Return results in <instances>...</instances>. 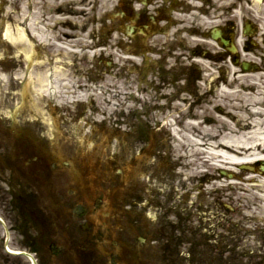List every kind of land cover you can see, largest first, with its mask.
Segmentation results:
<instances>
[{
	"label": "flooded vegetation",
	"instance_id": "af4514ba",
	"mask_svg": "<svg viewBox=\"0 0 264 264\" xmlns=\"http://www.w3.org/2000/svg\"><path fill=\"white\" fill-rule=\"evenodd\" d=\"M107 1L105 5L103 0L101 3L97 0L88 10L87 0H0V32L6 28L10 17L13 18L12 24L19 22L23 25L18 19L24 12L42 17L41 27L48 25L52 31L55 22L51 23L49 19L55 14L68 19L59 26L62 30L72 29V17L81 18V26L73 28L81 29L85 35L88 31L93 33L91 37L97 39V43H92L90 49H98L99 53L90 62L99 64L104 57L100 54L103 50L100 48L103 46L100 33L104 31V23L112 29L109 34L127 27L129 43L108 44V50L118 54L117 48L129 49L127 53L137 62L132 65L134 73H142L145 78L152 79L151 86L160 92L167 72L177 74L178 65L184 58L182 50L192 45L190 39L194 30L185 26L181 17L194 13L197 0H187L185 4L182 0ZM200 1L205 12L209 0ZM184 36L188 37L186 42ZM6 46L7 43L3 42V47ZM91 52L94 53L93 50ZM147 62L153 65L145 68ZM16 67L13 63L9 66L4 64L1 71L6 76ZM13 100L12 93H0V217L14 231L20 230V224L26 219L33 221L27 223L33 232L32 238L26 237L21 242L33 253L38 264H87L89 259L105 255L93 251L96 245L105 242L99 236L90 245L91 250L88 248L84 234L87 224L85 203L76 193H94V207L108 210L101 215L107 234H114V239L109 238L108 241L113 253L106 260L107 264H159V261L178 264L179 257L197 255L200 247L198 237L210 239L205 226L144 222L132 212L133 186L131 180H120L124 171L118 172L121 160L116 154L104 155L103 158L96 155L91 170L79 165L81 187H73L71 165L67 160L57 163L59 159L55 150L40 137L39 119L22 112L13 124L6 117V109L13 107L8 104ZM50 104L55 106V102ZM47 109L49 112V106ZM57 192L58 195L64 194L59 200L55 199ZM71 196L76 198V203H72ZM57 204L59 210L56 209ZM73 206H79L75 217H71L68 211ZM56 214L62 225L53 222ZM0 263L7 264L1 254Z\"/></svg>",
	"mask_w": 264,
	"mask_h": 264
},
{
	"label": "bare ground",
	"instance_id": "6f19581e",
	"mask_svg": "<svg viewBox=\"0 0 264 264\" xmlns=\"http://www.w3.org/2000/svg\"><path fill=\"white\" fill-rule=\"evenodd\" d=\"M224 5L228 7L230 14L236 22H245L251 20L257 26L259 38L264 40V0H222ZM232 12H231V10ZM249 29L253 30L252 24L248 23ZM37 23L31 19L28 31L24 29L17 30L16 36L22 39L23 49L27 45L34 47L28 38H34L37 41L50 39L49 32L37 28ZM254 31V30H253ZM28 33V34H27ZM10 32L7 31L6 38L9 39ZM245 36L238 34V46L246 45ZM257 48L255 53L243 54V58L247 62L255 65L258 71L244 73L240 71L233 62L224 63V67L228 68V79L222 80L215 73L217 64L212 67V72L203 78L204 85L215 88V91L204 93L201 91L200 98L196 103L201 102V98L212 95L211 100L203 104L208 112H199L204 110L203 107L192 108L187 107L192 100L182 96L178 102H173L169 106V112L173 115H182L181 120L190 119L185 123V133L181 134L177 130H173L174 136L179 139L175 140V152L180 154L184 150V157L178 158V163L202 152L201 157L197 160L200 166H207L203 177L195 176L197 179H206L212 177L209 171L217 173L222 169L234 170L241 165H251L258 161L264 160V59L261 58L257 63L259 53L264 54L262 47L254 44ZM71 50V47H68ZM35 49V47L33 48ZM31 54V53H30ZM71 56L67 53L65 57ZM29 56L27 55V58ZM68 59V58H67ZM208 67V66H207ZM45 72L35 76V82L43 86ZM54 78L59 75L52 72ZM48 77V76H47ZM31 82L33 79L30 77ZM203 89V88H201ZM41 91V90H39ZM169 95V97H168ZM165 101L171 100L173 93H165ZM195 103V104H196ZM204 103V102H203ZM160 105V104H159ZM155 105V107L159 106ZM164 114H167L164 113ZM211 120V127L206 126V120ZM181 132V131H180ZM201 136V137H200ZM192 150L189 151V149ZM205 151V153H203ZM190 162H186L184 167L189 168ZM189 170L187 174H180L183 177L181 181H187L190 176ZM199 175V174H198ZM193 178V177H192ZM182 183V182H181ZM215 185V184H214ZM224 187V186H223Z\"/></svg>",
	"mask_w": 264,
	"mask_h": 264
},
{
	"label": "rangeland",
	"instance_id": "374dc122",
	"mask_svg": "<svg viewBox=\"0 0 264 264\" xmlns=\"http://www.w3.org/2000/svg\"><path fill=\"white\" fill-rule=\"evenodd\" d=\"M255 39L257 40V38H255ZM258 40H260V39H258ZM260 42L262 43V41H260ZM247 51L248 52L251 51V53L252 52L255 53V51H253L252 49H249V48L247 49ZM259 55L262 56L261 53H259ZM257 59L259 60L260 58L257 57ZM224 77H225V73H224ZM197 94H199V93H197ZM184 95L187 96L188 99L193 101V103L191 102V103L187 104L188 108L190 107V105H192L193 109L194 108L203 107L204 110H202V111L199 110V112H208L206 110L207 107L205 105H203V104L208 103L211 100L212 95L209 96V97L206 96L204 98V100L201 98V103H196V100L198 99V96L192 97V96H189L188 94H185V93H184ZM207 122H210V121L207 120ZM211 125H212L211 123H207L206 124L207 127H211ZM183 127L184 126L181 125V126H179V129H182ZM167 131L166 130H162L160 132V134H158L159 136L156 137L157 141L162 140V142H163V143H161V145L162 144L163 145H162L161 150H160V153H163V154H161V156H163L162 159H164V161H165V159H167L168 163H171L172 165L176 164L172 168L174 173H175V175L177 173H180L182 175L187 174L185 172L186 169L189 170L188 173L190 175L187 178V181L185 179V182L184 181H180L181 179H175L174 178L173 182L171 183V187H175V186L179 187L181 185H184L186 193L190 192L189 196H191V199H194L193 197H196L199 194V191H193V190H197V189H193L195 187V185H197V183H195V181H194L195 180L194 178H195V176L196 177L197 176L203 177L202 175L205 174L204 172L206 170H208V168H207V166H200L199 165L200 163H198L197 160L200 159L201 157H200V155H197V154L195 155L196 150L193 153L194 156L191 154V157H189V159L185 160V162L178 163V158L180 156L184 157V150L182 149L180 151L179 155L176 154V152L174 150V148L176 146V144L174 143L175 141L170 139L171 137L168 135ZM181 133L184 134L185 132L183 133V130H181ZM77 134H79V132H77ZM158 143H160V142H158ZM190 150H192V148H190L189 151ZM150 160H152V159H150ZM152 161H150L149 164L153 163ZM164 161L159 162V164H158L159 168L157 167V171L158 172H162L163 169H165L166 166H165V162ZM186 162H190L192 166H190L189 168L184 167ZM232 171H234L233 173L237 174V175L239 173H241L239 167H237L236 169H234ZM242 172H244V171H242ZM228 173H230V172L228 171ZM249 173L253 174L254 176L249 175L248 179H257L260 182H262V185L264 186V179L261 177V175H258V176L255 175L257 173H260V171L258 169L256 171H253V172L252 171L248 172V174ZM148 174H149V171L147 170V173H145V175H148ZM209 174L212 175V176H214V174L217 175L215 172H213L211 170L209 171ZM244 175H242V176H244ZM239 178H241V177H239ZM182 179H183V177H182ZM241 180H242V178H241ZM228 181H229V179L226 177L224 179L225 185L229 183ZM145 182H147V181H143V182L140 181L139 183L142 185ZM212 182L213 181H210V183H212ZM234 182H236V181L234 180ZM233 184L240 185L239 183H233ZM151 185H152V183H151ZM202 187H204L202 189V197H199L200 199L198 200V203L200 202L206 209H211L212 211L209 212L210 213V217L209 218H207L208 216H206V215H202V212H200V214H199L200 217H205L204 221H208V222H211V223H221V224H225V225L227 224V221H229V225L231 226V229H232L233 233L235 232V234H236V232H237L239 234V235L238 234L236 235L237 239L234 240L235 242L233 241L232 244H233L234 253L237 256H239V258H240L241 254H242V248L244 247V244L240 240V237H242V240L250 241L249 245H251L252 243L255 244V245L257 244L255 242H253V240H256V239H246V238H244L245 233L242 235L241 231L244 232L246 230L245 226L249 225L248 228L253 229L250 232H252L254 235L257 236L258 233H257V231L255 229V226H258V225L253 223V219L258 220L262 216L260 214L259 210H260V206H262V208H264V205L261 204L260 202H253L252 201V197H255V198L258 197L257 195H255V193H250V194H248V197H247L241 191L234 190L232 193L231 192H227V193H222L221 192V193L213 194L214 196L209 197V195L207 194V191H208V189L210 187V184L204 183V185H202ZM206 187H208V188H206ZM146 191H147V193H149V190H146ZM175 193L178 194L177 190H176ZM224 197H226V198H224ZM198 203H197V205H198ZM224 203L226 204V206H227L226 208L227 209L223 207ZM214 205H216L217 207H215ZM154 206H156V204ZM244 209L248 210V212H245ZM137 210L139 211L138 208H137ZM223 212H225V214H228V213L230 214L229 219H228V215H224ZM251 227H253V228H251ZM253 250H255L254 246H252L251 251H253ZM259 251H260V249H259ZM222 257H223V254H221V260L218 261V262L215 261V264H222ZM210 261L213 262L214 260L211 259ZM237 263L242 264V260L239 259V262H237Z\"/></svg>",
	"mask_w": 264,
	"mask_h": 264
}]
</instances>
